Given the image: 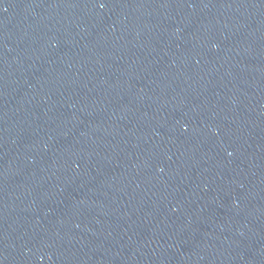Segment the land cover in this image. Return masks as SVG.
I'll return each instance as SVG.
<instances>
[{
	"label": "water",
	"instance_id": "water-1",
	"mask_svg": "<svg viewBox=\"0 0 264 264\" xmlns=\"http://www.w3.org/2000/svg\"><path fill=\"white\" fill-rule=\"evenodd\" d=\"M0 264H264V0H0Z\"/></svg>",
	"mask_w": 264,
	"mask_h": 264
}]
</instances>
